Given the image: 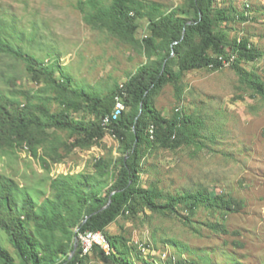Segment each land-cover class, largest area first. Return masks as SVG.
<instances>
[{"label": "rangeland", "instance_id": "obj_1", "mask_svg": "<svg viewBox=\"0 0 264 264\" xmlns=\"http://www.w3.org/2000/svg\"><path fill=\"white\" fill-rule=\"evenodd\" d=\"M79 1L85 0H0L2 41L48 65V71L54 69L57 80L61 75L54 66H60L72 88L100 97L114 94L131 78L138 85L145 83L143 68L159 57L148 20H138L132 35L112 30L100 22L88 23L78 9ZM95 1L102 8L111 4ZM137 1L144 7L158 4L168 12L186 8L191 0ZM211 7L226 17L213 28L226 45L223 67L184 72L153 99L162 117H189L198 133L190 130L191 141L175 150L149 148L139 162L138 187H155L161 194L158 203L181 194L199 197L206 191L242 207L237 212L178 207L177 215L171 216L138 204L133 215L125 212L105 230L109 237L123 238L128 264H264V95L256 85L264 83V0H211ZM245 42L258 55L253 61L230 49ZM177 71V65L168 70ZM0 91L24 109L37 104L39 96L51 99L49 110L61 108L53 99L57 95L53 88L37 83L24 62L6 54H0ZM87 110L72 116L95 121L96 112ZM44 137L38 146L42 159L32 158L25 145L0 147V179L9 178L40 204L54 198L53 180L94 175L96 160L103 159L113 167L104 176L110 189L114 167L122 158L112 132L106 129L104 138L92 145H77L78 137L62 130H47ZM212 224L226 232L211 229ZM0 246L20 264L1 226ZM84 264L106 263L90 250Z\"/></svg>", "mask_w": 264, "mask_h": 264}, {"label": "trees", "instance_id": "obj_2", "mask_svg": "<svg viewBox=\"0 0 264 264\" xmlns=\"http://www.w3.org/2000/svg\"><path fill=\"white\" fill-rule=\"evenodd\" d=\"M85 7H89L90 12H85ZM78 9L85 13L84 19L88 23L100 22L109 29L131 35L137 28V21L147 19L152 40H158L159 57L143 68L145 83L138 85L136 78H131L114 94L100 97L72 88L69 78L56 64L55 71L60 72L61 77L55 79L54 69L48 71V65L26 54L20 47L3 42L0 35V54L24 62L26 71L37 83L55 90L57 95L53 99L61 107L51 111L48 108L51 99L39 96L37 104L24 109L0 91V147L25 145L32 158L42 159L38 146L43 145L47 130L66 131L78 137L77 145H92L100 142L108 129L122 149V158L114 167V182L108 190L104 176L113 171V167L106 165L103 159L96 160L94 175H67L53 180L54 198L40 204L29 191L19 188L9 178L0 179V226L20 264H84L86 253L81 250L78 238L87 231L101 233L108 242L110 254L97 245L91 249L98 252L104 263L128 264L125 257L128 249L123 238L109 237L105 230L125 212L133 215L138 204L152 212L171 216L177 215L178 207L190 211L203 207L227 212H237L242 207L238 201L221 195L211 196L206 191L200 192L199 197L181 194L158 203L161 194L155 187H138L139 162L149 148L175 150L191 141L190 130L194 135L198 133L197 124L189 117L178 114L172 120L162 117L154 108L153 99L164 85L176 82L184 72L223 67L227 59L226 45L213 28L219 20L226 18L224 14L214 11L211 0H191L186 8L177 7L168 12H163L158 4L144 7L137 0H111L106 8L100 7L95 0H85L78 2ZM193 12L194 18L191 17ZM230 49L248 60L253 61L258 56L247 48L246 42L235 43ZM173 65L178 66V71L170 74L168 70ZM256 85L259 93L264 95V83ZM119 93L124 94L129 111H124L117 120L104 127L101 120L111 113L114 98ZM85 109L89 113L96 112L95 121L72 116ZM209 227L226 232L218 224ZM76 240L77 248L71 256ZM114 250L118 251L117 256ZM0 263L15 264L1 246ZM167 264L187 263L169 261Z\"/></svg>", "mask_w": 264, "mask_h": 264}, {"label": "built area", "instance_id": "obj_3", "mask_svg": "<svg viewBox=\"0 0 264 264\" xmlns=\"http://www.w3.org/2000/svg\"><path fill=\"white\" fill-rule=\"evenodd\" d=\"M122 87L123 85H120V88ZM122 95L124 94L119 93L115 96L114 107L111 113L102 118L101 121L104 127L109 126L111 122L117 120L121 116V114L126 110ZM150 134H152V128L150 129ZM78 242L80 243L81 250L85 249L88 245H97L104 252V246L103 244H101L100 240L96 236V232L87 231L80 234Z\"/></svg>", "mask_w": 264, "mask_h": 264}, {"label": "bare ground", "instance_id": "obj_4", "mask_svg": "<svg viewBox=\"0 0 264 264\" xmlns=\"http://www.w3.org/2000/svg\"><path fill=\"white\" fill-rule=\"evenodd\" d=\"M96 236L98 237V239L100 240L101 244H103L104 246V251L106 253L109 252V244L106 241V239L102 236L101 233H96ZM93 245H88L85 249H83L84 253H88L91 249H92Z\"/></svg>", "mask_w": 264, "mask_h": 264}, {"label": "water", "instance_id": "obj_5", "mask_svg": "<svg viewBox=\"0 0 264 264\" xmlns=\"http://www.w3.org/2000/svg\"><path fill=\"white\" fill-rule=\"evenodd\" d=\"M76 248H77V240L75 241V244H74V249H73V251H72V254H71V256L74 254V252L76 251Z\"/></svg>", "mask_w": 264, "mask_h": 264}]
</instances>
